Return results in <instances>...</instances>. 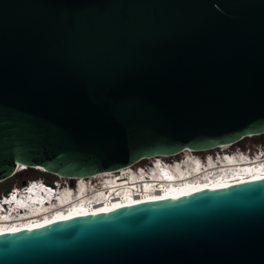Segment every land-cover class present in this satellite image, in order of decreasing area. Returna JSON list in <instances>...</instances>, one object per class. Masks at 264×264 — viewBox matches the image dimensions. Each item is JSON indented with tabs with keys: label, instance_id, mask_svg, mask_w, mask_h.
<instances>
[{
	"label": "water",
	"instance_id": "95a60500",
	"mask_svg": "<svg viewBox=\"0 0 264 264\" xmlns=\"http://www.w3.org/2000/svg\"><path fill=\"white\" fill-rule=\"evenodd\" d=\"M264 131V0H0V179ZM0 264H264V176L0 232Z\"/></svg>",
	"mask_w": 264,
	"mask_h": 264
},
{
	"label": "bare ground",
	"instance_id": "6f19581e",
	"mask_svg": "<svg viewBox=\"0 0 264 264\" xmlns=\"http://www.w3.org/2000/svg\"><path fill=\"white\" fill-rule=\"evenodd\" d=\"M233 143L235 142L219 143L216 144L215 146L209 148H203L199 150H194L188 147H184L183 149L172 154L145 156L143 158L134 161L131 164L119 166L116 169H112V170L106 169L88 175L72 176V180L70 181V183L73 184H72V188L69 191L67 190L66 186H64L66 183L65 181L62 182V180H57L59 186L63 185L61 188L62 196L59 197L60 198L59 200L72 197L77 191H80L81 193L80 196H83V198L77 206H73L71 209L68 208L65 211V209L62 208V205H60V203L56 201H52V199L48 204H45L46 201H44L43 204L38 206L40 212L44 213L42 219H40L41 218L40 213L31 212V210L33 209L31 207L16 208L14 210L9 209L10 214L17 212H21V214H19L18 216H10L12 218L10 220L0 219V232L32 227L41 224L42 222L53 220L56 218L68 217L71 215H78V214L100 212L121 204H128L146 199H157L162 197H168L195 189L223 186L225 184H229L231 182H235L238 180L264 176V162L259 161V159H264V157L262 156L263 152H261L259 159L256 157L247 158V159H252L249 161L243 155L237 156L234 154H230L227 156V158L225 159L222 158L220 153L222 152V149L220 148H225L226 146L231 145ZM213 148H216L217 152L213 150L215 152L213 154L215 155L212 154L207 155L206 162L204 157L200 158L199 156L198 157L195 156L196 163L195 164L193 163L191 159V157L193 156V152L207 151ZM257 149H255L254 151H257ZM238 150L244 151L243 149H238ZM232 151H237V150H232ZM250 152L248 150V153ZM177 153L183 154V156L181 155V158L179 159L181 161V164L179 165L177 163L175 165H171V170L169 171V173L181 174L182 172H184L186 173L187 177H194L197 175H204L210 170L216 168H218L220 173L216 177L214 178L210 177L207 180H201L203 178L201 179L199 178L191 181L187 180L182 184H175V185H172L169 182L170 185L167 188H162L161 190H152V188H150L151 186L150 183L156 184L160 182V179H158L156 176L157 175L156 169L152 168L153 166L151 159L162 158L164 159V161H166L169 164L172 162V158L168 160L165 157L166 156L172 157L174 154ZM242 158L245 160H241ZM175 159L178 160V158ZM257 159L258 162L256 163ZM137 161L146 162L147 167H144V165L143 167L142 166L137 167L138 165L135 166ZM21 166H25V164L17 166L16 169L20 168ZM34 166L42 167L40 165H34ZM136 167L137 170H139L138 172L136 171ZM233 168H235V170L231 171L229 176H226L225 174H227V172H229ZM116 173H118V175H116V177L114 178L111 177L104 179L102 178V176L104 175L112 176ZM55 175L60 178L63 177L67 178V176L61 174H55ZM75 180L77 182L82 183V184L80 183L78 188L74 187ZM142 180H144L143 189L140 191L133 192L132 186L135 187L136 185H139ZM122 185H124L123 186L124 188H122L123 189L122 195L108 197V194H104L106 191L108 190L113 191L121 187ZM95 197L99 198L95 202L89 201L88 203H84L83 201L84 198H88V200H92V198ZM50 210H53L52 214H49Z\"/></svg>",
	"mask_w": 264,
	"mask_h": 264
},
{
	"label": "rangeland",
	"instance_id": "374dc122",
	"mask_svg": "<svg viewBox=\"0 0 264 264\" xmlns=\"http://www.w3.org/2000/svg\"><path fill=\"white\" fill-rule=\"evenodd\" d=\"M243 138V139H242ZM242 139V140H241ZM257 148H264V131L260 132L259 134H254V135H245L243 137H241L240 139H238L237 141H235V143L231 144V145H228L226 146L225 148H220L222 149V151L224 150H227V151H232V150H238V149H243V150H249L250 151H254L255 149ZM217 152V149L216 148H213V149H209L207 151H195L193 152V154L195 156H199L200 158L204 157V156H207V155H215L213 153ZM264 150V149H262ZM183 153V152H182ZM181 155L183 156V154H180V153H177V154H174L172 157H165L166 159L170 160L171 158H178L180 159L181 158ZM164 158V157H163ZM138 167H147V163L146 162H142V161H137L135 166ZM134 166V167H135ZM20 168L16 169L13 171V173H11L9 176L3 178V179H0V191H2V189L14 184V183H20L21 181L25 180L27 177H37L38 174L35 173V167L33 166H28L27 167V171L29 173H25V175L23 177H20L23 173H20L18 174L17 173V170H19ZM33 174V175H32ZM44 177L45 178H50V181H53L60 177L56 176L55 174L52 175L50 173V171L48 172H44ZM41 177V175L39 176ZM103 177V176H102ZM43 178V177H42ZM44 179V178H43ZM46 180V179H45ZM58 180H62V181H65L66 183L69 184V180L68 178H60ZM10 182V184H8ZM73 184V183H71Z\"/></svg>",
	"mask_w": 264,
	"mask_h": 264
},
{
	"label": "trees",
	"instance_id": "16d2710c",
	"mask_svg": "<svg viewBox=\"0 0 264 264\" xmlns=\"http://www.w3.org/2000/svg\"><path fill=\"white\" fill-rule=\"evenodd\" d=\"M27 165H25L23 168H20L19 170H17V173L18 174H20V173H23L20 177H23L24 175H25V173H29L27 170ZM44 172H48V170H40V169H37V168H35V173H37L38 174V176H40L41 175V177H43L44 179H46L47 181H50V178H45L44 177ZM52 175H54V173H52V172H50ZM33 175V174H32ZM8 184H10V182L8 183ZM7 188V187H6ZM6 188H4V189H2V191L3 190H5Z\"/></svg>",
	"mask_w": 264,
	"mask_h": 264
}]
</instances>
